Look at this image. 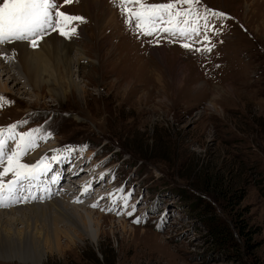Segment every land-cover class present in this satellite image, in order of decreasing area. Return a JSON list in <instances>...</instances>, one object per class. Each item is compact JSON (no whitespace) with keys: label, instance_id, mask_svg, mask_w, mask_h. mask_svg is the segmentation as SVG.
<instances>
[{"label":"rangeland","instance_id":"obj_1","mask_svg":"<svg viewBox=\"0 0 264 264\" xmlns=\"http://www.w3.org/2000/svg\"><path fill=\"white\" fill-rule=\"evenodd\" d=\"M106 4L121 28L101 24L97 12L94 21L80 0L67 6L87 21L78 26L83 36L73 38L84 55L71 76L79 89L56 94L18 74L12 86L7 78L17 71L13 65L20 69L17 62L0 69V83L13 89L0 95L14 101L0 109V127L28 120L22 131L43 125L53 133L51 147L42 142L38 158L29 154L25 162L35 163L54 145H87L75 165L104 177L91 197L78 188L74 202L66 199L82 214L91 211L83 217L85 233L73 229L71 240L68 225L58 223L54 232L46 214L20 224L12 216L1 220L10 244L19 228L30 236L39 232L26 239L41 248L0 249V264H264V0H202L232 17L213 20L223 25L213 40L223 43L205 54L178 43H160L163 55L150 52L151 38H137L111 0ZM208 178L217 183L205 184ZM120 187L134 190L130 204L143 198L135 216L102 211L112 206L107 199L90 206ZM78 197L84 202L76 203ZM156 201L159 213L168 210L163 221L149 213ZM144 213L147 220L133 223Z\"/></svg>","mask_w":264,"mask_h":264},{"label":"snow or ice","instance_id":"obj_2","mask_svg":"<svg viewBox=\"0 0 264 264\" xmlns=\"http://www.w3.org/2000/svg\"><path fill=\"white\" fill-rule=\"evenodd\" d=\"M77 0H0V46L25 43L32 49H38L46 37L53 33L65 40H72L78 35V26L86 23L85 17L63 10ZM124 17V22L137 38H151L148 43L158 46L161 40L179 43L180 47L195 53H212L217 43L213 37L219 35L223 25L213 20L232 19L222 11L213 10L202 4V0H167L164 3H152L149 0H111ZM13 55L0 54L5 63L14 60L16 49H9ZM216 67H219L217 65ZM14 101L0 95V109L10 106ZM28 124V120L15 122L7 127H0V209L11 208L21 203L42 202L50 198L51 187L58 185L64 176L61 166L71 172L75 166V155L87 151V145H65L52 150V155L45 154L35 163L25 162V157L35 151L42 142L46 143L53 133L43 125L21 131L18 129ZM80 171H83L81 169ZM80 172H72L79 176ZM10 179H6L7 177ZM114 178V174H113ZM104 179L103 175L100 177ZM35 190V191H34ZM95 188L91 181L82 186V196L91 197ZM47 194L44 197L37 193ZM134 190L120 187L107 196H101L92 208H99L100 201L107 199L111 207L101 209L115 212L117 215L135 216L137 205L130 204ZM76 203H82L77 199ZM162 205L153 202L151 214H159L163 221L168 210L159 213ZM130 208V210H129ZM149 213L137 216L133 223L139 224L148 219Z\"/></svg>","mask_w":264,"mask_h":264},{"label":"bare ground","instance_id":"obj_3","mask_svg":"<svg viewBox=\"0 0 264 264\" xmlns=\"http://www.w3.org/2000/svg\"><path fill=\"white\" fill-rule=\"evenodd\" d=\"M80 1L84 2V4L87 6L88 11L93 13L92 15H93L94 21L96 20L94 13L97 12L102 17L101 18L102 20L100 19L101 21H99L101 24L112 25V26H114V28H116V26H120V28H121L120 21L118 20L117 17H115V14H117L116 10H112L106 4L108 2V0H80ZM67 6H65V8L63 10L70 11V9H72V8L71 7L68 8ZM97 22H95V24H97V26L99 27ZM52 35H55V34H52ZM52 35L46 37L45 41L41 43V45L38 49H32V48L28 47L27 44H25V43H16L14 45L1 46L0 47L1 48L0 54H3L2 52H5L4 55L10 56V57L13 55V53L9 49L10 48L16 49V56L14 59L16 61L10 60L9 63L13 64V63L17 62L16 64L19 65L20 69L18 70L17 66L15 67V65H13V67L17 71L12 73L11 76L7 78V80L9 79L11 82H13L12 86L17 84V82L15 83L14 81L18 78L17 77V74H18V75H23L25 77L26 81L34 88L39 89L42 86V84L50 85V88L53 89L54 90L53 92L56 94L64 93V87H71V88H74L76 90L79 89V86L75 83V81L72 79L71 76L76 72L77 69H79L81 58L84 57V55L82 54L83 53L82 52L83 51L82 46H78L75 43L74 39L64 40L63 38L58 37V35L57 36H52ZM78 36L79 37L83 36V30L80 28H78ZM67 42H69V43H67ZM149 51L156 53L157 55H163L164 51H165V47H164V45H161V44L158 46H150ZM71 52H73V54H71ZM3 63H4V61L0 60V69H1V71L2 70L6 71L8 69V66L4 65ZM13 67L11 66V68H13ZM74 68H76V70H74ZM12 76H14V77H12ZM7 85H6V83H0V92H9L10 93L11 91H13V89L11 90ZM44 146L47 149L51 147V145H49V143L45 144ZM47 149H45V150H47ZM42 150H44V149H42ZM48 151H51V150H47L46 152H48ZM46 152L43 154H48ZM30 155L34 159H37L39 152H38V150H35L33 153H30ZM75 163L77 164V160L75 161ZM78 163H80V162H78ZM94 166H96V164ZM66 169H67L66 165L61 166V170H64L65 175L63 176V178L61 179V181L58 185H53L51 187L50 198L43 199L44 200L43 203L45 204L44 206H40L41 204L40 205L37 204L36 203L37 201H33L30 203H21V204L15 205V206L11 207L12 210H9V211H4V209L0 210V222L2 220L5 224L6 218L8 216H12V217H14V219L12 218L13 221H11V222H13L15 224L18 221L20 224V223H24L25 217L34 216V218H36V217L39 218L43 214H46L47 223H49V222L51 223V225L54 228V232H58L57 227H56V225L58 223L63 222L65 226L68 225L67 230L66 229L65 230H66V237L69 238L70 240H71V235H73V237H76L74 232H72L73 229H76V230L80 231L81 233H85L86 225H87V220L85 218L90 217L91 211L89 209H86V211H84V213L82 214V212L79 210V207H74V208L70 207V205L66 202V199L69 198L70 201L74 202V198L78 196L76 193L78 191V188L79 189L81 188L80 191H82V186L86 182L91 181L92 184L95 183L93 186L94 187L96 186L97 188H98L99 184H102V183L97 182V180H100L98 175L96 176L94 174L93 175L91 174L95 171L94 168H89L90 173L88 170H85L83 167H81V165L79 167L77 165H75L72 168L71 172L66 171ZM81 169H83V171H80ZM77 171H79L80 174L82 173V175L85 176L84 179L82 181H80V183L84 182V184L82 186L80 183H78V181H76V180H78L77 176L72 175V172H77ZM70 173H71V175H69ZM84 174H86V175H84ZM107 174H109L108 171H107ZM66 175H69L67 179H65ZM89 177H90V179H89ZM61 182L62 183L67 182V183H65V187L63 189H60ZM99 190H100V188H99ZM105 194H107V193H105ZM38 195L39 196L41 195V197H44L47 194H45L43 192H39ZM71 195H73V197H69ZM84 197H86V196H84ZM84 197H83V199H84ZM61 198H64L65 202L62 201V204H59V201H61L60 200ZM90 206H91V204H90ZM18 208H21V209H18ZM69 208H71V209H69ZM68 210H71V211H68ZM17 214H22L23 219L19 220L17 218V216H15ZM50 217L52 219H50ZM83 217H85V218H83ZM52 222H53V224H52ZM22 229H23V227H22ZM13 231H14V235H11L10 239H13L14 242H11L12 244H10V241H8L5 234H4V237L6 239L1 236L2 231L0 229V249L1 250L2 249H5V250H16V249L30 250L34 246L41 248L40 244L37 241L32 240V239H31L32 241H28V239H26V238L34 237L36 234L41 235V234H39V232H34L35 233L34 236H30L26 233H22L25 235V237H23L22 234L19 233V228L13 229ZM54 235L55 234L49 235V238L54 239ZM64 236H65V234H64ZM41 240H43L45 242L47 239L41 238ZM27 241H28V243H27ZM28 244H29V246H28Z\"/></svg>","mask_w":264,"mask_h":264},{"label":"trees","instance_id":"obj_4","mask_svg":"<svg viewBox=\"0 0 264 264\" xmlns=\"http://www.w3.org/2000/svg\"><path fill=\"white\" fill-rule=\"evenodd\" d=\"M197 166L200 167L201 170H203V171L205 172V169H204L203 166H201V164H200V165H197ZM211 181H212V182H211ZM207 182H209V183L211 182V185H213V182H214V183H217V179H216V180H213L212 178H208V180L205 181V184H206ZM95 264H98V261H96ZM102 264H103V263H102Z\"/></svg>","mask_w":264,"mask_h":264}]
</instances>
